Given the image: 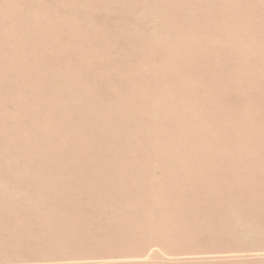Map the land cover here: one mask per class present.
<instances>
[{
  "label": "bare ground",
  "instance_id": "1",
  "mask_svg": "<svg viewBox=\"0 0 264 264\" xmlns=\"http://www.w3.org/2000/svg\"><path fill=\"white\" fill-rule=\"evenodd\" d=\"M35 84L103 191H0V264H264V0H0L1 141L28 160Z\"/></svg>",
  "mask_w": 264,
  "mask_h": 264
},
{
  "label": "rangeland",
  "instance_id": "2",
  "mask_svg": "<svg viewBox=\"0 0 264 264\" xmlns=\"http://www.w3.org/2000/svg\"><path fill=\"white\" fill-rule=\"evenodd\" d=\"M27 62L32 68L31 58H27ZM32 79L30 74L28 77ZM17 92L16 94H10L11 106L10 109H16L17 104V93L21 90L20 77L16 82ZM33 92L30 94L31 102L34 104L40 111L42 118L41 128L46 134L43 145L45 148L38 150L41 154L34 155L32 160H28V154L18 151L13 152V150L6 149L1 141L2 131L0 132V191H70L67 185V178L71 180V183L78 186L77 191H103L97 181V178L90 174V168H93V171L98 174L99 167L102 164V160L91 156L89 154H82L81 158L76 160L75 157L70 155L62 145L57 143L51 137L46 125H45V110L40 103V92L35 84L32 86ZM3 104V95L2 90H0V108ZM213 128V127H212ZM36 147L38 144H28L24 147ZM13 158H16L17 162H9ZM260 175H263V171H259ZM51 187L52 189L45 188ZM261 191V190H260ZM61 201L66 202L70 200L72 203L76 202L74 197L69 198V195L59 194L58 197ZM83 198V199H81ZM77 200L80 203H83L85 196L79 195ZM104 200V196H101V201ZM13 205L8 204L7 209L13 210ZM51 214V212H48ZM7 216L10 217H20L22 220L25 217H28L29 212L24 211V213L13 214L7 212ZM37 220H34L35 225L37 226ZM153 252L160 253V248L152 247L151 250H148V254H145L141 257L139 261L145 260L148 255ZM213 256H208L206 258H211ZM116 259H127L134 260L138 257L134 255H125L113 256Z\"/></svg>",
  "mask_w": 264,
  "mask_h": 264
}]
</instances>
